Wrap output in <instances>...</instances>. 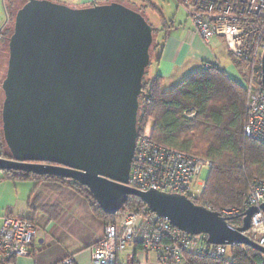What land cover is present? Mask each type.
<instances>
[{"label":"water","instance_id":"95a60500","mask_svg":"<svg viewBox=\"0 0 264 264\" xmlns=\"http://www.w3.org/2000/svg\"><path fill=\"white\" fill-rule=\"evenodd\" d=\"M152 43L145 17L120 3L74 9L27 0L14 16L0 85L1 132L9 152L0 157V170L75 181L109 216L135 197L185 234L264 255L242 236L256 208L247 209L234 229L185 196L128 186ZM260 70L264 90V53ZM259 208L264 213V204Z\"/></svg>","mask_w":264,"mask_h":264},{"label":"built area","instance_id":"2783aa9c","mask_svg":"<svg viewBox=\"0 0 264 264\" xmlns=\"http://www.w3.org/2000/svg\"><path fill=\"white\" fill-rule=\"evenodd\" d=\"M177 1L205 44L214 37L222 38L232 58L240 62L238 80L246 91L244 134L264 145V90L258 85L264 53V0ZM211 167L208 160L155 143L146 131L136 138L128 186L140 192L157 191L199 201L205 189L199 177ZM262 204L264 182L253 180L241 207L218 214L226 219H242L247 209L256 208L250 228L242 236L264 249V213L259 208ZM36 235L37 224L32 220L0 219V264L28 257ZM136 246L154 254L160 264H188L185 254L217 259L227 252V246L210 245L203 235L179 231L144 205L102 227L99 240L90 250V264H115L119 254H125L130 262ZM56 264H73V260L67 258Z\"/></svg>","mask_w":264,"mask_h":264},{"label":"trees","instance_id":"16d2710c","mask_svg":"<svg viewBox=\"0 0 264 264\" xmlns=\"http://www.w3.org/2000/svg\"><path fill=\"white\" fill-rule=\"evenodd\" d=\"M111 1L103 0L102 3L108 4ZM141 3V11H136L141 15L143 8L155 11L150 0H141ZM152 32L154 37L153 28ZM11 33L12 29L6 27L2 38L9 37ZM234 65L239 69L241 64L234 60ZM148 67L138 98L137 136L149 128L150 137L155 143L212 163L201 199L193 201L194 204L208 207L216 213L241 207L249 184L253 180L264 182V145L244 134L247 115L243 84L230 78L219 66L207 65L171 90L162 92L159 78H146ZM258 85L261 86L259 79ZM188 111H192L193 115L186 116ZM3 142L0 130L1 147ZM0 157L7 158L2 154ZM2 173L5 179L13 181L32 180L70 189L88 202L95 214L104 221V225L144 206L137 198L129 197L120 212L109 216L100 210L89 191L75 181L13 171ZM227 220L228 225L234 229L242 226L241 217ZM138 249L137 246L134 248ZM227 249L231 251L229 258H226L227 252L217 259L192 254L184 256L188 264H264V255L248 246L235 244Z\"/></svg>","mask_w":264,"mask_h":264},{"label":"crops","instance_id":"0c3cea01","mask_svg":"<svg viewBox=\"0 0 264 264\" xmlns=\"http://www.w3.org/2000/svg\"><path fill=\"white\" fill-rule=\"evenodd\" d=\"M51 1L74 9L104 4L103 0ZM133 2L140 8L141 0ZM156 5L152 12L159 14L161 29L154 33L148 80L159 78L161 91L167 92L207 65H217L238 81L234 60L222 38L214 37L205 44L195 34L185 13L180 12L177 0H157ZM7 25V7L5 0H0V42ZM0 154L8 157L1 145ZM4 217L29 219L37 224L29 256L14 258L10 264H56L67 257L72 258L73 264H90V250L99 240L104 225L88 202L70 189L32 180L5 179L0 170V219ZM134 248L130 262L125 254H119L115 264H160L154 254Z\"/></svg>","mask_w":264,"mask_h":264},{"label":"rangeland","instance_id":"374dc122","mask_svg":"<svg viewBox=\"0 0 264 264\" xmlns=\"http://www.w3.org/2000/svg\"><path fill=\"white\" fill-rule=\"evenodd\" d=\"M26 1L27 0H5V5L7 7V11H8V15H9V22H8L7 29H9V30H10V28L12 29L15 13L18 9H20L26 3ZM150 1H151V3H153V5H155L157 7V5H156L157 0H150ZM115 2L120 3L126 7L134 10V11L140 10L139 4L134 3L133 0H115ZM180 12H184V10L181 8ZM141 13H143L142 15L145 17V19L147 20L149 25H151V27L155 31L154 33H159V30L161 29V23L159 21V18H160L159 14L157 12H152V10L151 9L149 10V8H143ZM9 37H7V38L3 37L1 42H0V84H1L2 80L4 79L5 73H6L7 59H8V38ZM152 46H153V44H152ZM152 46H151V48H152ZM234 67H235V65H234ZM2 101H3V94L1 91V104H2ZM0 112H1V110H0ZM191 112L192 111L186 112L185 113L186 116H191ZM147 131H149V128L147 129ZM2 147H3V151L5 152V154L7 156H9L8 149H7L6 145L4 144V142H3ZM207 177H208V172L204 171L200 175L199 180L201 182H206ZM230 254H231L230 249H227L226 258H229Z\"/></svg>","mask_w":264,"mask_h":264}]
</instances>
